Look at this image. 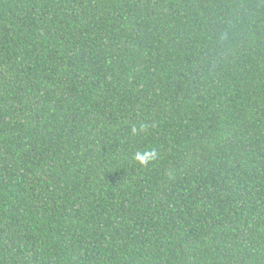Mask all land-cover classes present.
Segmentation results:
<instances>
[{"label":"trees","instance_id":"1","mask_svg":"<svg viewBox=\"0 0 264 264\" xmlns=\"http://www.w3.org/2000/svg\"><path fill=\"white\" fill-rule=\"evenodd\" d=\"M0 264H264V0H0Z\"/></svg>","mask_w":264,"mask_h":264},{"label":"clouds","instance_id":"2","mask_svg":"<svg viewBox=\"0 0 264 264\" xmlns=\"http://www.w3.org/2000/svg\"><path fill=\"white\" fill-rule=\"evenodd\" d=\"M133 134H136L137 129L133 127ZM158 158V152L155 149H144L137 151L134 154V159L143 166L149 165L151 162Z\"/></svg>","mask_w":264,"mask_h":264}]
</instances>
